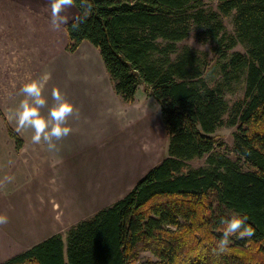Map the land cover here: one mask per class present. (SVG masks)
<instances>
[{"label":"trees","instance_id":"trees-1","mask_svg":"<svg viewBox=\"0 0 264 264\" xmlns=\"http://www.w3.org/2000/svg\"><path fill=\"white\" fill-rule=\"evenodd\" d=\"M73 6L66 51L82 42L94 47L125 104L143 87L159 106L166 156L122 199L71 227L65 243L56 235L1 264H137L140 252L154 258L143 264H264V0H74ZM231 14L228 35L222 19ZM192 27L219 58L213 85L203 76L205 60L178 47ZM237 45L244 52L230 53ZM238 84L243 97L229 106L225 94ZM221 127L235 129L236 160L214 155ZM202 158L206 167L189 166ZM233 213L247 216L254 235L233 236L227 253L217 254L220 221Z\"/></svg>","mask_w":264,"mask_h":264},{"label":"crops","instance_id":"crops-1","mask_svg":"<svg viewBox=\"0 0 264 264\" xmlns=\"http://www.w3.org/2000/svg\"><path fill=\"white\" fill-rule=\"evenodd\" d=\"M88 45L82 42L74 53L52 48L41 69L27 64L19 69L43 82L42 116L53 104L54 87L79 111L78 118H68L72 132L56 141L58 150L33 144L32 129L16 131L14 112L24 96L19 90L13 100L6 89L0 92V181L14 177L0 186V215L8 217L0 226V264L56 235L65 243L71 227L122 199L165 157L155 152L158 115L143 104L122 103L104 66L106 74L95 71L101 59L94 70L96 49ZM20 80L21 89L27 80ZM1 114L21 140L19 147Z\"/></svg>","mask_w":264,"mask_h":264},{"label":"rangeland","instance_id":"rangeland-1","mask_svg":"<svg viewBox=\"0 0 264 264\" xmlns=\"http://www.w3.org/2000/svg\"><path fill=\"white\" fill-rule=\"evenodd\" d=\"M215 5L216 1L213 2L212 7L215 8ZM50 15V0H0V92L6 89L7 93L13 95V100H18L19 98L17 92L21 86L20 78L31 75L30 72L26 74L19 73V69L21 70L27 64L30 68L39 70L44 64L45 56H47L52 48L64 46V51H66L68 42L65 33V24L75 18L77 10L73 5L64 9L61 15L65 18L66 23L61 24L58 30H53L50 27ZM232 16L233 14L222 19L228 35L233 33ZM202 38L201 30L192 27L189 37L178 43V47L179 49L185 46L189 47L205 60L207 67L203 76L209 85H213L220 80L217 67L219 58L212 52L213 44L210 41H203ZM82 47L85 48L84 45H81V50ZM77 49L76 51H78ZM234 51L244 52L240 45L233 48L230 53ZM93 55L95 60L93 67L95 70V63L97 60H100V57L97 50L95 52L93 51ZM97 63L99 62L97 61ZM100 68V71L97 69L95 71L100 72L102 75L106 74L103 65ZM242 97L243 84L235 85L232 92L225 94V99L229 106L233 102L242 99ZM134 103L143 104L154 115H158L157 130L159 139L155 152L157 158L162 159L166 156L167 138L161 125L159 106L153 98L144 93L142 86L138 87L134 102L126 105H132ZM1 116L6 120L2 114ZM234 131V128L221 127L214 133L220 144L215 149V157L223 155L232 160H236L233 138ZM189 166L192 168L206 167V159L192 160L189 162ZM243 169L246 170L247 167L244 165ZM148 260H154L148 252H140L137 256V264H143Z\"/></svg>","mask_w":264,"mask_h":264},{"label":"clouds","instance_id":"clouds-1","mask_svg":"<svg viewBox=\"0 0 264 264\" xmlns=\"http://www.w3.org/2000/svg\"><path fill=\"white\" fill-rule=\"evenodd\" d=\"M73 4L74 0H50L51 15L49 23L53 30H58L61 24L66 23L61 13ZM90 11L91 5L88 6L84 18ZM26 80L27 82L20 89L24 99L19 102L14 112L17 124L16 131L32 129L31 142L33 144L39 145L43 142L49 151L58 150L56 141L64 139L72 132L71 127L67 126L68 118L70 116L78 118L79 111L65 99L58 88L54 87L51 92L53 104L48 109L47 117L42 116L40 109L44 108L47 103L42 95L43 82L32 79L30 76L26 77ZM13 180L14 177L6 176L3 181H0V186L11 183ZM247 219V216L235 213L227 219H221L222 235L214 250L217 254L227 253L230 239L233 236L244 239L254 235V229L247 224ZM7 223V215H0V226Z\"/></svg>","mask_w":264,"mask_h":264}]
</instances>
